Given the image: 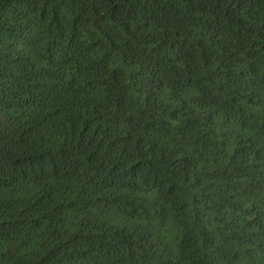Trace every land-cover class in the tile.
<instances>
[{
	"label": "trees",
	"instance_id": "obj_1",
	"mask_svg": "<svg viewBox=\"0 0 264 264\" xmlns=\"http://www.w3.org/2000/svg\"><path fill=\"white\" fill-rule=\"evenodd\" d=\"M0 264H264V0H0Z\"/></svg>",
	"mask_w": 264,
	"mask_h": 264
}]
</instances>
